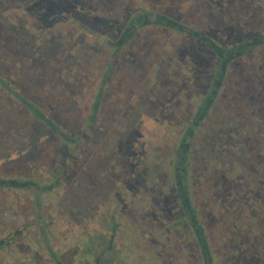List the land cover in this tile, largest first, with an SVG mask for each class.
Instances as JSON below:
<instances>
[{"label":"rangeland","instance_id":"374dc122","mask_svg":"<svg viewBox=\"0 0 264 264\" xmlns=\"http://www.w3.org/2000/svg\"><path fill=\"white\" fill-rule=\"evenodd\" d=\"M207 258L264 264V0H0V264Z\"/></svg>","mask_w":264,"mask_h":264},{"label":"trees","instance_id":"16d2710c","mask_svg":"<svg viewBox=\"0 0 264 264\" xmlns=\"http://www.w3.org/2000/svg\"><path fill=\"white\" fill-rule=\"evenodd\" d=\"M159 20H161V18H158V20L157 21H159ZM144 21V18L143 19H139V20H137L136 22H137V24H141L142 22ZM134 27V26H133ZM132 30H128V32H131ZM199 38L200 39H202L203 41H206L207 42V45L213 50V51H215L217 54H219V55H221V56H223L224 54V50H221L218 46H215V44L211 41V40H208L207 38H205L204 37V35L202 34H199ZM239 48H244V50L247 48L246 47V45L245 44H240L239 46H238ZM226 53H231L230 52V50H226ZM232 55H233V53H232ZM235 55H237V53L235 54ZM22 101V103H23V105L27 108V109H29L30 111H32L39 119H41L42 121H44V123H45V125H47L50 129H51V131H53V132H56L57 130H58V126H56L48 117H45L42 113H39L38 111H37V109L36 108H34V106L33 105H31L26 99H22L21 100ZM95 103L97 104V100L95 101ZM193 127V126H192ZM59 133H62L61 131H59ZM82 134H83V132H82ZM66 135V137H67V139L70 141V142H74L73 141V137H71V136H69V134H65ZM189 135V134H188ZM188 136H186V138H187ZM73 146H76V143L74 142L73 143ZM181 148H183L182 146H181ZM69 158L71 159V156H72V154L70 153L69 154ZM73 159V158H72ZM67 166H71V164H68ZM183 201H185L184 199H182ZM183 210L188 214V216H189V219H190V226L194 229V233H195V235H196V237H197V239H198V241H204L205 242V240H204V235L202 234V230H201V227H200V225H199V222H198V218H196L195 217V215H194V213L192 212V210L191 209H189V206L187 205V202H185L184 203V205H183ZM206 253V252H205ZM206 255V254H205ZM207 256V255H206ZM205 264H210V262H209V259L207 258V261L205 262Z\"/></svg>","mask_w":264,"mask_h":264}]
</instances>
